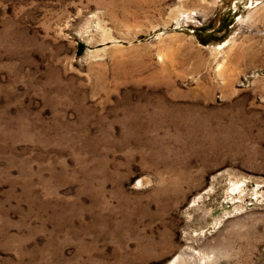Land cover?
Instances as JSON below:
<instances>
[{"label":"rangeland","instance_id":"1","mask_svg":"<svg viewBox=\"0 0 264 264\" xmlns=\"http://www.w3.org/2000/svg\"><path fill=\"white\" fill-rule=\"evenodd\" d=\"M175 256L264 264V0H0V264Z\"/></svg>","mask_w":264,"mask_h":264},{"label":"bare ground","instance_id":"2","mask_svg":"<svg viewBox=\"0 0 264 264\" xmlns=\"http://www.w3.org/2000/svg\"><path fill=\"white\" fill-rule=\"evenodd\" d=\"M220 48V47H219ZM209 131V130H208ZM208 137V136H207ZM184 253V252H183ZM169 264H183L180 256H175Z\"/></svg>","mask_w":264,"mask_h":264}]
</instances>
